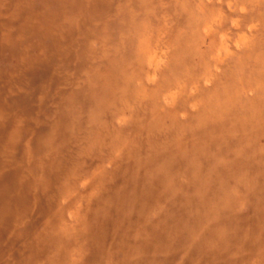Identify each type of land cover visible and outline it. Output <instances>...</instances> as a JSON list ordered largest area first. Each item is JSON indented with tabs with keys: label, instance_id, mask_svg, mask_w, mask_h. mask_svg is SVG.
<instances>
[{
	"label": "rangeland",
	"instance_id": "obj_1",
	"mask_svg": "<svg viewBox=\"0 0 264 264\" xmlns=\"http://www.w3.org/2000/svg\"><path fill=\"white\" fill-rule=\"evenodd\" d=\"M21 1L26 0H6V2L5 0H0V7H5L8 3H12L15 10L2 14L4 16L2 18L6 22L10 18L18 20L16 22L17 25L14 23L13 26L27 37L21 43L22 49L24 51L26 48H30L31 51L26 52L27 56L24 61L18 60V49L16 52L15 48L19 42L15 37L7 39L9 32L7 28L6 34H0V69L9 70L10 68L12 72L19 74L22 73L23 69H27L29 75L31 74L27 82L28 89L32 87L35 89L34 83L43 81L44 89L43 94H40L41 99L45 101L44 92H47L49 97H53L58 105L54 120L44 126L46 131L43 135H34L32 140L35 142L38 139L48 137L50 140L46 138L47 142L59 143L58 149L62 150L56 155H53L55 150L49 151L48 156L44 157L45 160L41 156L40 162H42L41 167L44 179L47 176L50 178L55 177L54 169L63 166L62 179L67 177V179L74 180V177H76L77 185L80 184L77 187V191L79 193L82 192L85 205H88V208L90 207L87 220L89 235H87L86 246L87 253L92 256L91 264H98L97 262L104 253L113 255L116 264H121L126 252L135 256L134 264H169L170 259L179 255V253H186V257L190 260L188 264H191L194 260H197L194 264H252V257L258 259L256 264H264V249L258 251L253 247L256 246L255 244H264V222L262 233H258L255 229L249 227L251 225L249 223L251 217L254 218L256 216L259 221L264 220V204L258 200L259 198H264V110L261 111L249 105L241 107L234 105L231 93L232 84L227 85L221 95L220 105H211L200 109L201 111L198 110L197 119H186L181 124L178 122L155 123L148 106L139 107L134 111L140 117L138 123L130 120L123 124L115 125V127L122 128L123 132L133 133V135L130 134L124 139H119L120 141L125 139H130L131 141L127 142L126 149L115 155L114 150L118 147V143L109 136L108 131L113 127L111 125L112 120L115 121L118 118L116 111L119 106L124 101V98H128L127 92L125 93L123 89H118V77L113 76L121 69V65L118 62L108 60H103L100 63L98 57H96L95 62H91L90 57L87 56L85 61L88 60V63L82 64L79 60L73 63L75 70L81 73L82 82L70 91L54 93L49 87L54 85L55 82L48 77V72L54 66H59L62 69L64 65L72 63L70 56L75 48L71 45L59 47L68 59L58 60L55 56V58L52 56L50 59L49 54L55 51V42L52 39L53 33L59 29L56 24L63 18V15H47L42 9L40 0H30V7L28 6L29 3L25 5L26 7L23 6ZM36 6H38V9H36ZM13 13L15 16L12 15ZM28 37L32 40L28 41ZM46 37L48 39H45ZM3 39L7 40V42H2ZM5 47L6 50L2 51ZM82 49L87 52L89 50L87 45L81 47L80 51ZM84 54L86 56V53ZM8 59L11 60L8 62ZM79 59L82 61L83 58L79 57ZM258 61V66L257 64L255 66L264 74V56ZM253 67L250 64L245 69L250 72ZM248 83L249 80L247 79L245 84L249 85ZM39 85V88H41V84ZM118 102L119 104H117ZM27 103L24 96L16 97L10 103L0 100V112L3 113L8 108L13 111V106H18L22 110L21 112H25V115L29 116L32 108ZM222 103L224 104L222 105ZM44 106L45 103L39 109L42 114L45 113ZM105 114L108 116H105ZM88 117L92 118L91 121ZM27 128L28 126L24 124L18 126L19 130ZM182 130H185V132ZM115 132L113 128L111 134H115ZM81 133L82 135H80ZM134 133L136 134L134 135ZM52 137H55L54 140ZM15 138L21 140L18 136ZM70 143L77 144L76 151L67 153L64 149ZM241 148L242 152H240ZM250 148H253L252 150L254 151H251ZM151 150L152 152H150ZM189 150L193 154L187 153ZM258 150L262 152L260 153ZM124 154L127 156H124ZM119 158L121 159L118 160ZM89 160L96 163H92L88 167L86 162H89ZM113 161H115V164ZM155 173L157 175H153ZM101 175H103L102 178ZM81 176L82 178L91 177L92 181L87 189L81 186ZM43 188L37 191L34 189H23L22 191L19 189L16 191V189H13L10 192L9 204L11 203L10 205L13 206L18 204L19 202L17 201H20L21 193L25 191L24 193H31L29 196H31L32 203L38 205L41 211H46L48 207L46 200H49L50 206L58 203L61 195L58 194L59 192L56 189L48 190L45 187ZM116 192L117 194L115 195ZM153 192L154 194H151ZM253 193H255V196L252 197ZM147 194L154 197L152 198ZM87 198L91 199L92 203L87 204ZM146 198L147 201L145 200ZM252 198H256L257 201L254 204L249 202L242 215L236 217L234 215L236 207H240L246 199L250 200ZM184 212L188 214H184ZM251 212L254 213V217ZM182 214L187 217L182 216ZM160 216H163V218ZM188 217H192L190 224ZM241 219L242 221L245 219V224H243ZM175 227L177 231H175ZM238 229L241 230L239 231ZM182 230L187 235L186 233L183 234ZM152 231L153 233H151ZM179 232L180 234H178ZM236 235L238 236L236 237ZM154 237L155 239H153ZM49 238H46V241L43 240L45 246L47 245L44 248L46 251L53 249L57 245L59 246L61 240L64 239L59 236ZM75 238V242H81L83 235L79 233ZM226 238L227 241H225ZM179 239L182 240L180 241ZM231 240L234 241L231 242ZM63 241L69 242L65 239ZM109 246L111 247L110 249L108 248ZM220 255L222 258H217ZM179 264H187V260L180 259Z\"/></svg>",
	"mask_w": 264,
	"mask_h": 264
},
{
	"label": "bare ground",
	"instance_id": "obj_2",
	"mask_svg": "<svg viewBox=\"0 0 264 264\" xmlns=\"http://www.w3.org/2000/svg\"><path fill=\"white\" fill-rule=\"evenodd\" d=\"M30 2V0L21 1L23 6L29 3V7ZM40 3L47 15H63V18L56 24V26H59V29L53 33L52 39L55 42V51L49 54L50 59L52 56H55L58 60L68 59L59 47L71 45L75 48L73 54L70 56L72 63L64 65L62 69L59 66H54L48 72V77L52 78L55 82L54 85L49 87L54 93L70 91L82 82L81 73L75 70L73 63L79 60L82 64H86L88 63V60L85 61V57L87 56L90 57L91 62H95L96 57H98L100 63L103 60H108L118 62L121 65V69L113 76L118 77V89H123L125 93L127 92L128 98L123 97L124 101L116 111L118 118L115 121L112 120L111 125L113 127L108 131L109 136L118 143V147L114 150L115 155L120 153L121 150L126 149L127 142L131 141L130 139L123 141L119 139H124V137L126 138L130 134L133 135L131 132H123L122 128L115 127V125L123 124L130 120L138 123L140 117L134 111L139 107L148 106L155 123L178 122L181 124L186 119H197L198 110L200 109L211 105H220L221 95L227 88V85L232 84L231 93L234 105L237 107L249 105L258 110H264V74L255 66V64L258 66V60L264 56V0H40ZM36 9H38V6H36ZM13 10L14 5L12 3H8L5 7H0V34H6L8 28L7 39L15 37L18 40L19 43L15 48L16 52L18 49L17 57L19 58L18 60L24 61L27 56L26 52L31 51L30 48H26L24 51L22 49L21 43L27 37L13 26L14 23L18 22L16 18H10L8 22L2 18V14L12 12ZM14 13L12 15L15 16ZM45 39L48 38L46 37ZM27 40L31 41L32 39L28 37ZM2 42H7V40L3 39ZM85 45L89 48L88 52L83 51V49L80 51L81 47H85ZM5 50L6 47L2 51ZM83 52L86 53V56ZM79 57L83 58L82 61ZM10 60L8 59V62ZM250 64L254 67L251 68L250 72H247L245 68L250 66ZM21 72V74L14 73L10 68L9 70L0 69V100L10 103L16 97L24 96L28 102L27 104L32 108V112L29 115L31 117L26 116L25 112H21L22 110L18 106H13V111L8 108L7 111L0 112V264H91L92 256L87 253L86 246L87 235H89L87 220L90 207L88 208V205H85L82 192L79 193L77 191V187L80 184L77 185L76 177H74V180L67 179V177H65L66 179H62L63 166L54 169L55 177L50 178L47 176L44 179L41 167L42 162H40L41 156L45 160L44 157L48 156L49 151L55 150L53 155H56L58 152H62V150L58 149L59 143L53 144L47 142L50 140L48 137H46L47 141L46 138L38 139L35 142L32 140L34 135H43L46 131L44 126L54 120L58 105L53 97H49V93L47 92H44L46 96L45 101L41 99L40 94H43L44 89L43 81L34 83L35 89L33 87L28 89L27 82L31 74L29 75L27 69H23ZM247 79L249 80V85L245 84ZM39 84H41V88H39ZM23 100L25 99L23 98ZM226 100L228 99L226 98ZM43 103H45L44 114L39 111ZM11 105L13 104L11 103ZM104 105L102 106L104 107ZM27 117L29 118L27 119ZM110 117L112 118V116ZM22 124L28 126V128L19 130L18 126ZM113 128L116 131L115 134H111ZM182 131L185 132V130ZM52 133L54 134V132ZM16 136L21 140L16 139ZM179 136L181 137V135ZM54 138L52 137L53 140ZM87 140L89 141V139ZM76 147L77 144L70 143L64 151L67 153L75 152ZM252 149L251 151H254ZM240 152H242V148ZM187 153L193 154L191 150ZM124 156L127 155L124 154ZM113 162L115 164V161ZM86 163L89 167L92 163L95 164L96 162L94 163L89 160ZM129 168L131 167L129 166ZM127 171L129 170L127 169ZM156 173L153 175H157ZM81 180V186L85 189L88 188L92 181L90 176L88 178H82L81 176ZM43 187L48 190L56 189L59 192L58 194L61 195L60 201L50 206L49 200H46L48 204L46 211H41L38 205L32 203L31 196H29L31 193H24L25 191L21 193L20 201H17L19 202L18 204H14V206L10 205L11 203L9 204L10 192L13 189H16V191L19 189L21 191L23 189H34L37 191ZM255 193H253L252 197L255 196ZM151 194H154V192ZM147 195L152 198L154 197L150 194ZM145 200L147 201V198ZM258 200L264 204V198H259ZM256 201V198L246 199L240 207H236L234 215L236 217L241 216L249 202L254 204ZM88 203H92V200L89 198H87ZM184 214L188 213L184 212ZM74 217L77 218L74 219ZM160 217L163 218V216ZM184 217L187 216L184 215ZM188 218L190 224L192 217ZM243 220L241 219L243 224H245L246 221L245 219ZM216 221L218 222V220ZM263 222L264 220L259 221L256 219V216L254 218L251 217V221L249 220L251 225L249 227L255 229L258 233H262ZM175 229L177 231L176 227ZM79 233L83 235V240L75 242V236ZM148 233L146 234L148 235ZM52 236L62 237L69 242H65L63 239L59 246L57 245L53 249L46 251L44 248L47 245L45 246L43 240ZM170 237L172 236L170 235ZM179 240L177 241L179 242ZM225 241H227V238ZM233 241L231 240V242ZM255 245L253 246L255 250L260 251L264 249V244ZM108 248L110 249L111 247L109 246ZM114 258L113 255L104 253L100 259L101 261L99 260L97 263L116 264ZM202 258L204 259L203 256ZM217 258L222 257L220 255ZM180 259H186L187 264L190 262L186 257V253H179V255L173 256L170 259L169 264H179ZM257 260V258L252 257V264H256ZM196 261L194 260L191 264H194ZM134 263L135 256L132 253L126 252L121 264Z\"/></svg>",
	"mask_w": 264,
	"mask_h": 264
}]
</instances>
